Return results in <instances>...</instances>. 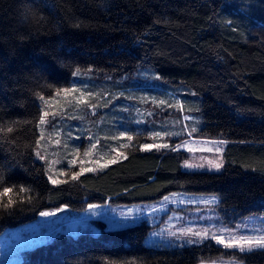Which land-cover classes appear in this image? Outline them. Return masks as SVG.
<instances>
[{
  "label": "trees",
  "instance_id": "obj_1",
  "mask_svg": "<svg viewBox=\"0 0 264 264\" xmlns=\"http://www.w3.org/2000/svg\"><path fill=\"white\" fill-rule=\"evenodd\" d=\"M77 70L105 81L86 87L97 89L99 104L108 90L113 105L121 93L153 90H110L108 77L149 71L187 84L201 96V136L225 142L222 170H182L186 152L176 140L143 150L144 135L134 134L100 140L102 150L126 145L115 163L50 181L34 157L40 116L60 118L45 101L78 83ZM170 191L218 193L236 217L264 211V0H0V233L60 205L128 204ZM100 224L97 235L62 234L37 246L28 264H198L221 250L153 248L144 242L146 223ZM235 255L240 264H264L261 248Z\"/></svg>",
  "mask_w": 264,
  "mask_h": 264
},
{
  "label": "rangeland",
  "instance_id": "obj_2",
  "mask_svg": "<svg viewBox=\"0 0 264 264\" xmlns=\"http://www.w3.org/2000/svg\"><path fill=\"white\" fill-rule=\"evenodd\" d=\"M125 77H108L107 82L111 80L110 85L107 84L111 87L108 88L111 90L115 85L131 84L136 88H152V92L140 88L127 94L121 93L118 96L123 100L121 105H113L118 99L108 90L105 102L99 104L98 99L101 98L97 89L88 90L86 87L105 81L92 76L91 71L84 70L75 77L74 82L78 83L66 88L75 87L83 91L87 104L77 105L74 97L80 98V91L69 96L52 95L46 100L61 114L59 119L54 116L45 117V123L39 126V144L36 143L34 149V157L43 162L48 179L51 177L58 181L67 174L79 172L81 168L95 169L116 156H124L125 152L120 149L124 145L123 141L118 145L112 144L108 150H102L99 147L100 140L111 136L128 139L134 134L144 135L146 141L141 142V145L171 146L176 140L174 146L186 152L180 163L182 170L215 173L222 170L225 142L201 136L203 122L198 113L200 94L185 83H172L154 72H134L128 79ZM88 93L92 95L87 96ZM160 101L165 103L160 104ZM193 128L196 131H192ZM157 132L160 133L158 137L154 135ZM93 144L96 145L94 149ZM186 163L192 167H185ZM217 163L221 165L219 169L214 167ZM164 197L169 199L165 200ZM89 205L94 207L89 208ZM41 212L52 214L42 216ZM41 212L33 220L6 227L0 233V264H28L27 252L37 246L62 234L73 237L82 233L97 235L102 229L100 223H104L107 229L146 223L149 230L144 242L153 248L193 245L211 248L214 245L221 249L200 258L198 264H240L235 255L236 251H240L217 244L211 239L213 234L225 238L230 235L264 236L263 210L236 217L221 208L218 193L170 191L157 199L128 204L89 203L83 200L78 208L60 205ZM188 228L193 232L207 230L208 238L200 240L191 234L181 236V230ZM189 239L193 243L189 244Z\"/></svg>",
  "mask_w": 264,
  "mask_h": 264
},
{
  "label": "snow or ice",
  "instance_id": "obj_3",
  "mask_svg": "<svg viewBox=\"0 0 264 264\" xmlns=\"http://www.w3.org/2000/svg\"><path fill=\"white\" fill-rule=\"evenodd\" d=\"M79 74V71L77 70V72H74L73 75L76 76ZM77 91H80L81 92V96L80 98H75L76 99V103L77 105L81 104V103H84V104H87V100L85 99V93L83 91H81L80 89H77L75 87L73 88H64V89H58L57 92H56V95H65V96H69L71 95L72 93H75ZM92 94L91 93H88L87 96H91ZM44 98L41 97V100H43ZM45 103H47V101H45ZM160 104H164L165 102L164 101H160L159 102ZM89 107H92L94 108L95 105H89ZM183 109V106L181 105V110ZM49 113L48 112H43V114L40 116V124H44L45 123V117L48 116ZM187 119V117H186ZM13 129L12 128H7L5 131L7 132H11ZM192 131H196L195 128L192 129ZM173 133H168V135H172ZM123 135V133L121 134ZM155 136H159L160 133H155L154 134ZM129 140L132 139L131 136L128 137ZM37 144H39V140L37 141ZM96 147L95 144L92 145V148L94 149ZM122 147H126V145H122ZM168 145L167 144H143L141 145V148L143 150H150L152 148H156V149H159V148H167ZM175 150V149H174ZM219 151V150H217ZM85 155H88V152H85ZM43 158V157H41ZM109 163H115V160H111L109 161ZM211 163V161L209 162ZM102 168H105L107 167V164H103L101 165ZM185 167H192V165L190 164H185ZM214 167L216 169H219L221 167L220 164H215ZM90 172V171H94V169H91V168H88V169H85V168H81L79 172H74L72 174V179L75 180L77 179V177L81 174H83L84 172ZM63 174V173H62ZM49 180H52L51 177H49ZM53 183H56V181L52 180ZM11 191L10 189L8 188H5L4 189V192H9ZM21 192L25 191V189L21 188L20 189ZM165 200H168L169 198L168 197H164ZM210 202H214V201H210ZM11 203V201H10ZM7 207V205H6ZM94 207L93 205H89V208H92ZM52 213H48V212H41L40 215L42 216H48V215H51ZM188 234H191V235H194L196 236L197 238H199L200 240H203V239H207L208 238V231L205 230L203 232L201 231H196V232H193V230L191 228H188V229H185V230H181V236H184V235H188ZM173 235H175V233H173ZM211 239L215 240L217 244H220V245H223L225 248H228V249H233V248H236L238 249L241 253L243 252H246V251H253L254 249H257V248H261V249H264V236H233V235H230L228 238H225L224 236H221V235H216V234H213L211 236ZM188 243L191 244L193 243V241L191 239L188 240Z\"/></svg>",
  "mask_w": 264,
  "mask_h": 264
}]
</instances>
